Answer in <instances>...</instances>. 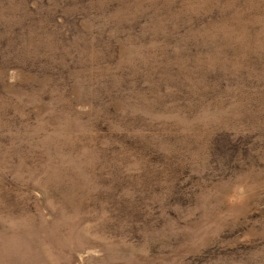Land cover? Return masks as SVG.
Returning <instances> with one entry per match:
<instances>
[{
  "label": "rangeland",
  "instance_id": "rangeland-1",
  "mask_svg": "<svg viewBox=\"0 0 264 264\" xmlns=\"http://www.w3.org/2000/svg\"><path fill=\"white\" fill-rule=\"evenodd\" d=\"M0 264H264V0H0Z\"/></svg>",
  "mask_w": 264,
  "mask_h": 264
}]
</instances>
